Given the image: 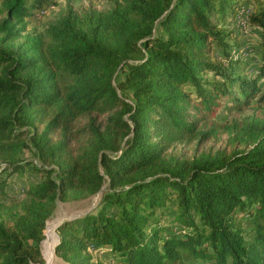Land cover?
I'll return each instance as SVG.
<instances>
[{
    "label": "trees",
    "instance_id": "trees-1",
    "mask_svg": "<svg viewBox=\"0 0 264 264\" xmlns=\"http://www.w3.org/2000/svg\"><path fill=\"white\" fill-rule=\"evenodd\" d=\"M252 1L247 77L223 26L243 0H113L42 30L28 18L48 0H0V264H45L59 201L100 192L58 227L69 264H108L91 244L112 264H264V0ZM16 173L39 178L8 206ZM168 203L177 230L160 218Z\"/></svg>",
    "mask_w": 264,
    "mask_h": 264
},
{
    "label": "rangeland",
    "instance_id": "rangeland-1",
    "mask_svg": "<svg viewBox=\"0 0 264 264\" xmlns=\"http://www.w3.org/2000/svg\"><path fill=\"white\" fill-rule=\"evenodd\" d=\"M252 3V0H243V6L239 14L234 18H228L223 23L224 27L233 30L236 35V38L233 40L234 46L232 50H237L242 60L241 65H239L236 70L247 77H253L257 74L256 65L258 63V55L256 48L257 40L260 37L259 30L251 26L248 22V14L251 11ZM112 5L113 0H48L41 9L36 10L34 15L28 18V29L31 30L36 28L37 30H42L50 21H54L66 15L71 9L80 15H84L87 12L107 10L112 7ZM160 32L161 31H158V33ZM216 54L221 56L220 50L216 51ZM220 59L224 61L222 57H220ZM224 116L238 117L239 114L232 113L229 115L228 112L223 109L220 111L217 118L221 119ZM225 144H227L226 134H224L220 140L213 139L202 143L194 142L190 145L178 144L173 148V152L187 158L193 157L195 154L197 155L201 151L209 148L217 149L223 147ZM24 158L29 160L35 159L34 161L41 165V162L28 150H26ZM11 178L12 182L6 188L7 195L11 199L6 203L8 206H12L15 201L23 200L26 197L30 182L37 180L39 176L36 174L16 173ZM101 198L102 192L86 199L59 201L53 216L47 222V224L49 223L48 228L46 226L45 229V239L42 243L45 264H49V259L45 257V254L50 256L51 253H53V261L50 264H69L56 252V246L60 242L58 227L65 220L75 219L96 210L100 204ZM159 214H161L160 218L164 225L170 226L176 230L178 229V225L173 220L176 215L173 203H168L167 207L160 209ZM6 216L8 217L9 215L6 214ZM91 250L95 256L108 264H112V255L107 253V250H99L92 244ZM50 260H52V258Z\"/></svg>",
    "mask_w": 264,
    "mask_h": 264
},
{
    "label": "bare ground",
    "instance_id": "bare-ground-1",
    "mask_svg": "<svg viewBox=\"0 0 264 264\" xmlns=\"http://www.w3.org/2000/svg\"><path fill=\"white\" fill-rule=\"evenodd\" d=\"M48 241H49V240H48ZM49 244H50V243H49ZM46 248H47V247H46ZM49 248H50V246H49ZM49 248H48V249H49ZM45 257L49 259V261H48L49 264L52 263V261H53V253H51L50 256H49L48 254H47V255L45 254ZM51 258H52V260H50Z\"/></svg>",
    "mask_w": 264,
    "mask_h": 264
},
{
    "label": "built area",
    "instance_id": "built-area-1",
    "mask_svg": "<svg viewBox=\"0 0 264 264\" xmlns=\"http://www.w3.org/2000/svg\"><path fill=\"white\" fill-rule=\"evenodd\" d=\"M48 225H49V223L47 224V228H48Z\"/></svg>",
    "mask_w": 264,
    "mask_h": 264
}]
</instances>
